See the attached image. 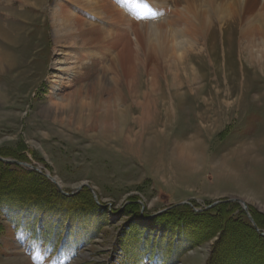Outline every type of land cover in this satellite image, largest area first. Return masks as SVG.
<instances>
[{"label":"rangeland","instance_id":"374dc122","mask_svg":"<svg viewBox=\"0 0 264 264\" xmlns=\"http://www.w3.org/2000/svg\"><path fill=\"white\" fill-rule=\"evenodd\" d=\"M173 1L161 16L155 2L140 0V26L168 19ZM25 2L0 0V29L11 36L0 32V158H19L67 193L87 185L96 198L83 188L64 199L42 173L0 165V264H264V63L242 75L246 56L234 42L224 77L227 45L216 23L220 63L207 56L205 37L187 53L199 79L175 61L182 70L174 82L176 68L161 64L148 94L151 77L132 85L110 57L78 64L56 43V5L100 19L87 0ZM60 80L72 83L59 90ZM104 102L120 117L101 118ZM183 145L194 154L189 165L174 158Z\"/></svg>","mask_w":264,"mask_h":264},{"label":"bare ground","instance_id":"6f19581e","mask_svg":"<svg viewBox=\"0 0 264 264\" xmlns=\"http://www.w3.org/2000/svg\"><path fill=\"white\" fill-rule=\"evenodd\" d=\"M150 1L155 2L157 8H160L158 11L161 16L168 13V10H165L166 8L164 6L169 0ZM76 2L82 3L81 1ZM140 3V0H87L90 11L100 18H96V21H99V23L94 20H84L85 14L83 11L78 14L70 11L68 6L70 3L68 2L65 5L58 4L53 13L56 43L63 49H70L75 53L78 56L77 58L81 60L77 61L74 55L73 58L78 64H82L94 57L97 59H102L104 56L110 57L112 66L120 67L127 82L132 85L137 83L139 75L151 77L152 82L149 83L150 89L148 94L153 93L156 87L157 68L162 69L160 68L161 64L167 70L176 68L175 72L171 71L175 77H173L174 80L176 79L174 82H178V78L180 77V69L182 70L180 64H182L186 76H190L191 80L197 81L199 75L193 65L194 57L189 58L187 53L191 50L195 51L200 41L205 37L206 40L205 43H202V47L207 45V56H211V58L212 55L214 56L215 59L212 60L213 65L220 63L216 57V47L211 41L216 31L213 28L216 23H221L219 31L222 34L223 45H227L223 51V62L220 63L223 67L221 73L224 77H227L228 69L232 70L231 68L234 67V62L231 67L229 64L231 59L230 55L233 53V46L235 45L234 42L237 43L236 51L238 52L240 49L239 52L244 53L246 56H242L239 60V65L242 70L240 73L242 75L244 68L251 66L252 69H255V64L260 65L264 63V0H174V11L172 10L173 12L169 15V18L160 19L159 22L157 21L148 27L140 26L142 20L140 21V16L137 11ZM38 4L34 2L30 6L40 10ZM141 6L143 7L142 3ZM130 30L135 33V42H132L129 36ZM0 32L5 38H11L6 30L0 29ZM232 34L238 36L237 40L233 39ZM145 36H147L146 41ZM82 39L84 41L80 46L78 41ZM255 47L259 51H255ZM202 49L199 47L200 51ZM109 50L113 51V53H109ZM161 60L162 63H160ZM175 61L180 64L176 62L173 66L172 64ZM261 72L264 75V68H261ZM232 73L233 76L236 75V73ZM69 83H72V81L69 80L65 83L64 80H60L54 87H59V90H61L64 85L67 86ZM147 96L146 98L150 97V95ZM67 100L61 99L60 104H54L57 106V110H64L62 107H64V103ZM145 100L148 102L150 99ZM103 105L106 113L101 118L112 116L116 120L117 116L120 117L119 115L122 112H113L114 106L111 102H104ZM86 120L89 121L90 117ZM191 151L192 148L190 146H180L174 152L175 161H181L182 164L189 165L192 155H194L190 154ZM249 152L252 155V151ZM258 160V156L253 157L256 166L258 165ZM247 176L245 178H250L251 183L243 179L246 183L241 182L242 187L248 186L249 183L252 184V179H257V176L253 173V169L250 170ZM235 181L238 182L240 180L236 179ZM257 182H259V179ZM240 184H238V187H240Z\"/></svg>","mask_w":264,"mask_h":264},{"label":"water","instance_id":"95a60500","mask_svg":"<svg viewBox=\"0 0 264 264\" xmlns=\"http://www.w3.org/2000/svg\"><path fill=\"white\" fill-rule=\"evenodd\" d=\"M0 160L1 161H4V162H6V163H11V164H15V165H23V163H20V162H18V161H10V160H5V159H2V158H0ZM31 169H33V170H35V171H37V172H39V173H42L38 168H35V167H31ZM45 175V177L47 178V179H49V180H51L57 187H58V189H59V191L63 194V195H65V196H69L70 194L71 195H74L75 193H78V192H80L81 190H83V188H87V189H91L90 191L92 192V194L94 195V197L96 196L95 195V192L92 190V188H90L89 186H87V185H82L81 187H79V188H77L74 192H72V193H67V192H65L62 188H61V186H60V184L53 178V177H51L49 174H44ZM96 198V197H95ZM123 209V208H122ZM121 209V210H122ZM166 211V210H165ZM165 211H162L161 213H164Z\"/></svg>","mask_w":264,"mask_h":264},{"label":"trees","instance_id":"16d2710c","mask_svg":"<svg viewBox=\"0 0 264 264\" xmlns=\"http://www.w3.org/2000/svg\"><path fill=\"white\" fill-rule=\"evenodd\" d=\"M15 160H20L19 158H14ZM22 162H24V161H22ZM0 165H5V166H12V165H9V164H6V163H4V162H2V161H0ZM16 168H18V169H21V170H23V171H25V172H27V173H30V174H34V173H36L35 171H32V170H30V169H26V168H23V167H20V166H16ZM37 174V173H36ZM42 176V175H41ZM43 177V176H42ZM45 180H47V179H45ZM49 181V180H48ZM56 189V191H57V194L59 195V196H61L62 198H64V199H75V198H78V197H80L83 193H88L87 191L88 190H85V191H82V192H80V193H78V194H76L75 196H71V197H65L64 195H62L61 193H60V191L58 190V188H55ZM89 194H90V197H91V199H92V201H93V203H94V205L97 207V208H99V209H103V208H101L99 205H97L96 204V202L94 201V199H93V197H92V195H91V193L89 192ZM128 208V206L125 208V210ZM124 210V211H125ZM169 211H166L164 214H167ZM44 246H46V245H44Z\"/></svg>","mask_w":264,"mask_h":264}]
</instances>
